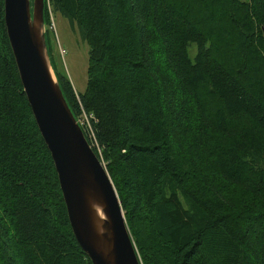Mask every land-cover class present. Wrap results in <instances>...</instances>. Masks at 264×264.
Returning <instances> with one entry per match:
<instances>
[{
    "label": "trees",
    "instance_id": "obj_1",
    "mask_svg": "<svg viewBox=\"0 0 264 264\" xmlns=\"http://www.w3.org/2000/svg\"><path fill=\"white\" fill-rule=\"evenodd\" d=\"M50 11L89 44L85 92L54 67L76 118L89 116L143 264H264V0H46L49 26ZM0 264H92L21 82L5 0Z\"/></svg>",
    "mask_w": 264,
    "mask_h": 264
},
{
    "label": "water",
    "instance_id": "obj_2",
    "mask_svg": "<svg viewBox=\"0 0 264 264\" xmlns=\"http://www.w3.org/2000/svg\"><path fill=\"white\" fill-rule=\"evenodd\" d=\"M46 0H5L24 91L50 151L73 233L92 264H142L105 164L76 118L51 60Z\"/></svg>",
    "mask_w": 264,
    "mask_h": 264
},
{
    "label": "rangeland",
    "instance_id": "obj_3",
    "mask_svg": "<svg viewBox=\"0 0 264 264\" xmlns=\"http://www.w3.org/2000/svg\"><path fill=\"white\" fill-rule=\"evenodd\" d=\"M50 21L52 22L51 25L45 24L44 30L45 32L49 30L47 45L49 46L53 65L56 66V71L58 70L60 73H64L68 76L77 93H83L87 87L89 44L82 38L78 26L75 25L73 27L69 19L61 12H55V14H53L50 11ZM88 118L89 116L87 114L82 113L78 121L85 134L89 138L94 139ZM87 129L90 130V133L86 131ZM130 234H132L131 231ZM134 243L142 262V255L140 254L138 245L136 242Z\"/></svg>",
    "mask_w": 264,
    "mask_h": 264
},
{
    "label": "built area",
    "instance_id": "obj_4",
    "mask_svg": "<svg viewBox=\"0 0 264 264\" xmlns=\"http://www.w3.org/2000/svg\"><path fill=\"white\" fill-rule=\"evenodd\" d=\"M91 128V127H90ZM92 131V135L94 136V133H93V130H91Z\"/></svg>",
    "mask_w": 264,
    "mask_h": 264
},
{
    "label": "bare ground",
    "instance_id": "obj_5",
    "mask_svg": "<svg viewBox=\"0 0 264 264\" xmlns=\"http://www.w3.org/2000/svg\"><path fill=\"white\" fill-rule=\"evenodd\" d=\"M239 1V0H238ZM241 3V2H240ZM246 3V2H245ZM242 4H244L243 2H242ZM247 4V3H246ZM264 33V32H263Z\"/></svg>",
    "mask_w": 264,
    "mask_h": 264
}]
</instances>
